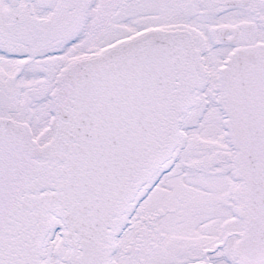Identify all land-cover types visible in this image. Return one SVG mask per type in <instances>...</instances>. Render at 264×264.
Wrapping results in <instances>:
<instances>
[{"label":"snow or ice","instance_id":"6c2138e0","mask_svg":"<svg viewBox=\"0 0 264 264\" xmlns=\"http://www.w3.org/2000/svg\"><path fill=\"white\" fill-rule=\"evenodd\" d=\"M0 264H264V0H0Z\"/></svg>","mask_w":264,"mask_h":264}]
</instances>
